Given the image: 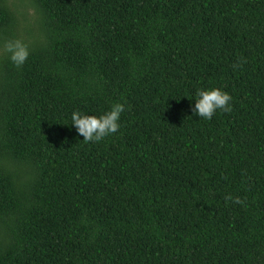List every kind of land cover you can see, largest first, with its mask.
<instances>
[{"label": "trees", "instance_id": "16d2710c", "mask_svg": "<svg viewBox=\"0 0 264 264\" xmlns=\"http://www.w3.org/2000/svg\"><path fill=\"white\" fill-rule=\"evenodd\" d=\"M26 1L0 0V264H264V0ZM212 87L231 112L193 116ZM114 102L82 141L71 112Z\"/></svg>", "mask_w": 264, "mask_h": 264}, {"label": "clouds", "instance_id": "9594fccd", "mask_svg": "<svg viewBox=\"0 0 264 264\" xmlns=\"http://www.w3.org/2000/svg\"><path fill=\"white\" fill-rule=\"evenodd\" d=\"M3 50L8 54L9 60L17 68H21L30 55V49L20 39H11L4 43ZM234 68L238 65H233ZM231 95L220 88H200L196 90L194 103L190 104L193 116L204 120H211L217 111L231 112ZM124 103L114 102L99 115H92L80 110H73L70 114V125L78 136H82L85 143H99L112 134L118 133L121 127V114L125 112ZM226 200H232L228 195ZM236 202H239L237 200Z\"/></svg>", "mask_w": 264, "mask_h": 264}, {"label": "rangeland", "instance_id": "374dc122", "mask_svg": "<svg viewBox=\"0 0 264 264\" xmlns=\"http://www.w3.org/2000/svg\"><path fill=\"white\" fill-rule=\"evenodd\" d=\"M26 2L27 1L25 0V3ZM20 11H24L27 17H34V15H35V9H34V7L28 6L25 9H23L22 7H20Z\"/></svg>", "mask_w": 264, "mask_h": 264}]
</instances>
